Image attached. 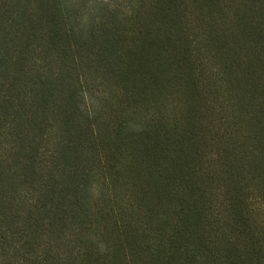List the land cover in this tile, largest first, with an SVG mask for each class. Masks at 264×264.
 Segmentation results:
<instances>
[{
    "label": "trees",
    "instance_id": "obj_1",
    "mask_svg": "<svg viewBox=\"0 0 264 264\" xmlns=\"http://www.w3.org/2000/svg\"><path fill=\"white\" fill-rule=\"evenodd\" d=\"M0 264H264V0H0Z\"/></svg>",
    "mask_w": 264,
    "mask_h": 264
}]
</instances>
